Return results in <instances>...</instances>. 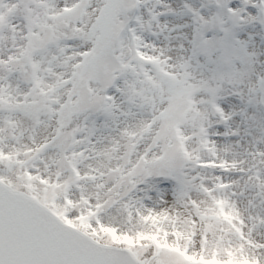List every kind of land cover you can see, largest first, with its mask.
I'll return each instance as SVG.
<instances>
[{
    "label": "snow or ice",
    "instance_id": "obj_1",
    "mask_svg": "<svg viewBox=\"0 0 264 264\" xmlns=\"http://www.w3.org/2000/svg\"><path fill=\"white\" fill-rule=\"evenodd\" d=\"M0 264H264V0H0Z\"/></svg>",
    "mask_w": 264,
    "mask_h": 264
}]
</instances>
